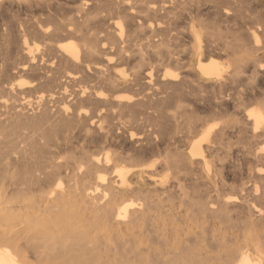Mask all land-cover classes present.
Listing matches in <instances>:
<instances>
[{
	"label": "bare ground",
	"instance_id": "bare-ground-1",
	"mask_svg": "<svg viewBox=\"0 0 264 264\" xmlns=\"http://www.w3.org/2000/svg\"><path fill=\"white\" fill-rule=\"evenodd\" d=\"M242 7L0 0V264H264V97L196 115L263 94Z\"/></svg>",
	"mask_w": 264,
	"mask_h": 264
},
{
	"label": "rangeland",
	"instance_id": "rangeland-1",
	"mask_svg": "<svg viewBox=\"0 0 264 264\" xmlns=\"http://www.w3.org/2000/svg\"><path fill=\"white\" fill-rule=\"evenodd\" d=\"M237 1V0H236ZM243 1V7H242V9H241V11L239 12V15H243V14H245L244 15V17L245 18H247L246 19V21L248 22V21H251L250 23L251 24H256V22H259V21H264V0H242ZM261 1V2H260ZM260 2V3H259ZM213 1H208L207 2V4L206 5H200V7H198V9H196L195 8V5H194V7H192V10L193 11H195V12H193L191 15H196V16H200V17H198V18H206V17H208V18H206V19H210L211 18V15H221V13H215V9H214V7H212V6H214L215 5V3H214V5H213ZM224 4H227L226 2H223ZM222 3V4H223ZM246 3V4H245ZM245 4V5H244ZM261 4V5H260ZM212 5V6H211ZM228 6H230V4H227ZM212 8H211V7ZM232 7H234V6H232ZM248 7V8H247ZM195 9V10H194ZM200 9V10H199ZM204 9V10H203ZM201 12L202 10V13H200L199 14V11ZM214 10V11H213ZM197 11H198V13H197ZM210 11L213 13H210ZM205 13V14H204ZM238 14V12L237 11H233V15L234 14ZM27 14H30V13H21V14H18V15H9V16H7V15H4L3 17H5V18H3L2 17V23L4 24V23H10V20H11V22L13 21V20H19V21H27V20H29V18L31 19V18H35V19H37V18H39V17H41V16H39V13H37L38 15H27ZM188 15H190V14H188ZM210 17H209V16ZM232 15V14H231ZM39 16V17H38ZM248 16H249V18H248ZM37 17V18H36ZM7 18V19H6ZM10 18V19H9ZM12 18H13V20H12ZM28 18V19H27ZM261 18V19H260ZM27 19V20H26ZM250 19V20H249ZM5 20H8V21H5ZM255 22V23H254ZM249 23V22H248ZM249 23V25L248 26H250L251 24ZM0 68H2L3 66H4V61L2 60V56L4 55L3 54V52L2 51H0ZM219 58V60H221V61H223V62H225L226 61V58L224 57V56H222V57H218ZM261 58V59H260ZM259 59H258V61H259V63H260V67L263 69L264 68V58H263V56H261ZM263 58V59H262ZM258 77H259V79H258ZM263 77V78H262ZM244 78V79H243ZM243 78L242 77H240V78H238V80H240V81H238L237 80V83L235 82L234 84H232L231 86H233V88H234V90H240V91H243V92H250L251 90H254V93H256L258 96L261 94V93H263V94H261L260 95V97H259V99H255V100H251V101H249V102H247L246 103V106L247 107H244L242 110H239L241 113H239L238 115L239 116H236L235 117V114H236V112H237V109H235L234 107H233V104H232V106H230V113L227 111V112H224L223 114H221V115H218V116H213L212 114H211V112L209 111V110H206L205 108H202V109H199L198 110V112L196 113V115L198 116H201V117H199V118H201V119H204L203 121H206V123L207 124H211V123H213V122H218L219 124H223L224 122H228V123H232V122H234L235 120H237V119H239L240 117H242V115H243V113L242 112H244L243 110H245L246 108H248V107H250V106H256L257 104L256 103H258L263 97H264V81H263V79H264V76H256L255 77V79H254V82H252V83H249L248 81H247V77H245V76H243ZM260 78H261V80H260ZM242 79L243 80H245V81H243L242 82ZM0 80H1V76H0ZM242 82V83H241ZM254 84V85H253ZM258 84H260V85H262V86H258ZM237 86V87H236ZM246 87V88H245ZM262 87V88H261ZM230 88H232V87H230ZM232 88V89H233ZM245 88V89H244ZM258 90H257V89ZM247 89V90H246ZM260 89V90H259ZM256 90V91H255ZM262 90H263V92H262ZM127 91V90H126ZM128 92H130V93H132V91H129L128 90ZM261 92V93H260ZM32 95V96H31ZM24 96H28V97H31V98H35V97H37L38 96V93H34V92H28L26 95H24ZM251 102V103H250ZM234 108V109H233ZM233 112H235V113H233ZM229 113V114H228ZM231 113H232V116H230L231 115ZM238 113V112H237ZM201 114V115H200ZM203 114V115H202ZM208 116V117H207ZM139 117L140 118H142L143 117V115H139ZM183 117H185V115L183 116ZM194 117V116H193ZM205 117V118H204ZM207 118H208V120H207ZM237 118V119H236ZM128 119L129 118H125V119H120V117H117L116 119H115V121L117 122H124V121H126V122H128ZM206 119V120H205ZM123 120V121H122ZM201 123H202V120L200 121ZM136 123H134V124H130V122H129V124L127 123V125H130L129 126V128H130V130H131V132L132 133H135V134H137V133H139V130H138V124H136ZM135 127H133V126ZM203 126H204V124H203ZM136 127H138V128H136ZM135 130H134V129ZM137 130V131H136ZM137 132V133H136ZM236 139L237 138H235V139H233V141H236ZM261 146V145H260ZM152 181H154V178L150 175V174H144V179L141 181L145 186H148V187H152L153 185H152ZM132 183L133 184H137V179H136V177L135 176H133L132 177ZM145 245V243H142V242H138V243H134L133 244V247H138V246H144Z\"/></svg>",
	"mask_w": 264,
	"mask_h": 264
},
{
	"label": "snow or ice",
	"instance_id": "snow-or-ice-1",
	"mask_svg": "<svg viewBox=\"0 0 264 264\" xmlns=\"http://www.w3.org/2000/svg\"><path fill=\"white\" fill-rule=\"evenodd\" d=\"M118 28H120L121 29V33H123V26L121 25V24H119V23H117V25H116ZM257 43L259 44L260 43V40H259V38H257ZM121 75H123V73H121ZM149 75H151V73H149ZM175 78V77H174ZM117 99H130V97H117ZM252 115V113H249V116H251ZM257 130H259V125H258V127H257Z\"/></svg>",
	"mask_w": 264,
	"mask_h": 264
}]
</instances>
